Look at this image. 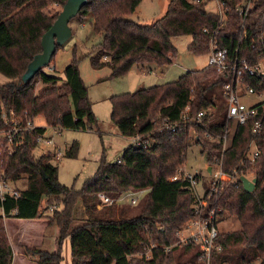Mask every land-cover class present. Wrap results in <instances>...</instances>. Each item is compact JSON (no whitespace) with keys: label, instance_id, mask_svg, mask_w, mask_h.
I'll return each instance as SVG.
<instances>
[{"label":"trees","instance_id":"obj_1","mask_svg":"<svg viewBox=\"0 0 264 264\" xmlns=\"http://www.w3.org/2000/svg\"><path fill=\"white\" fill-rule=\"evenodd\" d=\"M142 1L88 0L79 14H92L93 30L103 37L101 46L91 53L93 67L109 66L112 78L128 74L135 66L148 70L152 64L172 65L177 55L173 39L177 37H192L189 51L196 55H209L214 36L220 48L232 50L244 35L242 55L254 60H258V50L264 51L260 42L264 34V0H252L247 18L236 11L246 0H219L227 10L224 25H220L217 13L206 10L207 4L188 0H171L164 17L151 25H140L129 18ZM66 2L0 0V74L12 81L0 86V129L5 126L3 109L14 111L25 121L42 117L48 127L86 131L97 126L75 55L64 70V81L42 69L32 81L22 82L29 64L42 53V37L58 18V14L49 16L45 10L53 4L64 7ZM224 81L208 65L171 83L113 96L112 121L123 137L139 139L142 146L131 145L114 163L102 159L95 175L79 191L59 182L52 155L34 154L36 136L44 129L22 132L19 138L23 144L12 156L0 158L6 182L12 186L23 180L27 183L25 189L14 187L21 195L19 199L0 200V264H62V245L67 237L73 264H203L199 246L178 244L177 236L195 216L196 197L188 184L170 181L185 166L193 144L202 147L209 165L222 160L224 172H250L257 180L251 193L244 190L240 180L225 183L213 196L210 190L206 192V198L211 197L209 206L221 209L220 220L228 213L241 224L238 232L219 234L222 249L213 255V264H248L264 257V131L255 139L260 154L254 162L245 159L253 139L252 121L236 128L231 146L225 151L222 142L206 138L209 132L221 134L225 127ZM39 83L43 88L36 93ZM188 106L190 119L184 120ZM204 111V125H198L195 119ZM77 150L75 145L67 155L74 158ZM140 190L148 192L136 207L98 209L101 192L118 198L125 192ZM44 200L46 207L42 209ZM130 208L136 213L126 210ZM7 220L14 221L13 225L35 224L39 236L19 227L12 226L9 231ZM74 223L79 225L73 227ZM53 226L54 249L49 252L42 249L44 233ZM11 235L23 249L21 258L14 253ZM145 247L152 249V259L135 256L145 253ZM166 247L172 250L166 252Z\"/></svg>","mask_w":264,"mask_h":264},{"label":"rangeland","instance_id":"obj_2","mask_svg":"<svg viewBox=\"0 0 264 264\" xmlns=\"http://www.w3.org/2000/svg\"><path fill=\"white\" fill-rule=\"evenodd\" d=\"M170 1L143 0L141 2V8L129 19L140 25H151L154 21L164 17ZM62 10L63 7L58 6V4H53L45 10V13L49 16L57 14L59 16ZM206 10L211 13H218L220 7L216 1H212L207 4ZM93 21L92 14L86 16L78 15L73 18L69 23L72 30V37L63 47L58 49L51 64L44 68V72L48 75L64 81V70L75 55L79 60L81 77L89 91V100L92 104L93 112L98 119V124L93 130L76 131L61 128L55 135L58 147L64 152L62 160L54 161L53 163L58 167L59 182L64 186L74 188L78 191L82 189L88 179L95 175L102 159L110 163L117 162L122 157L124 150L131 145V139L123 137L112 121V104L110 99L113 96L134 93L140 89H148L157 85L174 82L187 72L203 70L208 66L209 61L208 55H196L189 51L192 37H177L173 39V45L177 49V55L173 59L172 65L159 66L152 64L148 70H143L135 66L128 74L119 78H112V71L109 66L97 69L93 67L90 60L92 51L99 48L103 42L102 35L96 34L93 30ZM11 82L10 79L0 74V86ZM42 88L43 84L39 83L36 87V93ZM257 101V97L251 96L244 99L243 102L247 106H252ZM34 123L39 126H46L42 117L35 119ZM48 134L52 135L53 131L48 129ZM191 134L192 136H196L193 131H191ZM75 145L78 147L76 156L74 158L69 157L67 152ZM0 147L3 151L7 149L4 143H1ZM42 150L43 148L39 147L35 150L34 154L40 157L43 155ZM249 151V155L252 156L256 151L255 145H251ZM208 165V158L202 153V147L198 144H193L187 153L184 168L187 173L197 174L199 176L200 180L197 191L201 197L210 188L212 182ZM247 178L252 180L254 177L248 173ZM26 186L27 183L25 180L19 182L16 186L13 185V187L20 189H25ZM41 207L42 209L46 207V200L43 201ZM120 209L122 208L120 207ZM126 210H130L132 214L136 213L131 208ZM13 223L14 221L12 220L6 221L9 231L13 226L15 228H23L25 232L31 231L33 236H39L40 230L35 224L19 222L13 225ZM77 225L79 224L74 223L73 227ZM240 229L241 224L239 220L234 216H230L228 213H225L218 222V231L222 234L238 232ZM55 234L56 228L54 226L50 227L44 233L45 241L43 250L50 252L54 249ZM11 237L15 245L13 246L14 253H17L18 257L21 258L24 255L23 249L15 240L14 235H11ZM62 256V264H73L69 237L63 241ZM136 257L140 258L137 255Z\"/></svg>","mask_w":264,"mask_h":264},{"label":"built area","instance_id":"obj_3","mask_svg":"<svg viewBox=\"0 0 264 264\" xmlns=\"http://www.w3.org/2000/svg\"><path fill=\"white\" fill-rule=\"evenodd\" d=\"M194 4H208L216 1L220 7L217 13L220 16V25H224L227 20L226 9L219 0H188ZM253 7L252 0H246L241 5L236 7V11L243 18H247ZM210 34V31H205ZM214 36V35H213ZM241 42L234 49L220 48L216 42V37L211 39V51L209 53L208 65L213 67L216 72L224 78L222 85L225 113V127L222 133L213 134L209 132L206 138L209 141H219L223 144L224 151L231 146L233 137L238 126H245L252 121L251 132L253 139L247 149L245 159L254 162L260 154V145L256 142V138L261 136L264 131V51L258 50V60L242 55V43L244 42V35L241 36ZM260 42L264 45V34L260 37ZM256 42L251 46L255 48ZM257 58V57H256ZM255 96L258 101L252 105L247 106L244 99ZM191 108L188 106L183 112V119H190ZM207 112H201L197 115L195 121L198 125H204V119ZM1 119L4 123V128L0 129V144L4 143L7 147L3 151L0 147V158L4 155L12 156L16 147L23 144L22 137L19 135L22 132L32 133L37 128L44 129V132L38 133L36 136V148H43V155L50 154L54 161H61L64 152L58 147L55 139L59 127L39 126L34 123L35 120H24L14 111L7 112L2 110ZM48 129L53 131L52 135L48 134ZM17 139H19L17 141ZM133 145L142 146L139 139H132ZM255 145L256 151L252 156L249 155V148ZM146 148V145H143ZM1 165V160H0ZM212 182L210 188L211 195L214 192L218 194L219 188L225 183L240 180L242 176L247 178V174L240 173L237 169L231 170L229 173L223 170V161L216 160L214 164L208 165ZM249 174L253 175L249 172ZM254 177V175H253ZM254 179V178H253ZM252 179V180H253ZM199 176L196 174L187 173L185 168H180L177 173L170 179L171 182H182L188 184L190 190L193 191L196 197V204L194 205V218L187 222L185 226L177 233L178 244H197L201 251V261L203 264H213L214 254L221 251V245L218 243L219 231L218 222L220 217L218 212L221 209H212L209 206L211 197L206 198V192L201 197L198 194L197 186L199 184ZM250 180V179H249ZM148 190L128 191L123 193L118 198H112L106 193H99L98 208L102 209L106 206H130L136 207L144 199ZM20 193L9 182H6L2 177L0 171V200L4 202L8 197L19 199ZM145 253L137 256L152 259V249L145 247ZM166 252H170L172 247H166ZM136 256V255H135ZM248 264H264V257H259Z\"/></svg>","mask_w":264,"mask_h":264},{"label":"water","instance_id":"obj_4","mask_svg":"<svg viewBox=\"0 0 264 264\" xmlns=\"http://www.w3.org/2000/svg\"><path fill=\"white\" fill-rule=\"evenodd\" d=\"M88 0H67L62 12L57 20L42 37V53L34 57L28 66V71L22 77L23 84L32 81L34 77L44 68L51 64L52 58L57 53V49L63 47L72 37L70 21L77 17L81 10L87 5ZM210 172V170H208ZM246 192H253L256 188L257 180H249L245 176L240 178Z\"/></svg>","mask_w":264,"mask_h":264},{"label":"crops","instance_id":"obj_5","mask_svg":"<svg viewBox=\"0 0 264 264\" xmlns=\"http://www.w3.org/2000/svg\"><path fill=\"white\" fill-rule=\"evenodd\" d=\"M141 5H142V4H140V6L136 9V11H138V10L141 8ZM136 11H135V12H136ZM127 139H129V138H127ZM131 145H133V140H132V139H131ZM131 145H129V147H130ZM122 155H123V154H122ZM13 249H14V248H13Z\"/></svg>","mask_w":264,"mask_h":264}]
</instances>
